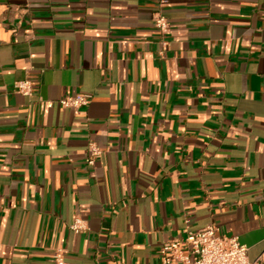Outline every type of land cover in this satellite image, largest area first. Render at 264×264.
Masks as SVG:
<instances>
[{"label":"crops","instance_id":"crops-1","mask_svg":"<svg viewBox=\"0 0 264 264\" xmlns=\"http://www.w3.org/2000/svg\"><path fill=\"white\" fill-rule=\"evenodd\" d=\"M210 224L264 264V0H0V264H163Z\"/></svg>","mask_w":264,"mask_h":264},{"label":"built area","instance_id":"built-area-1","mask_svg":"<svg viewBox=\"0 0 264 264\" xmlns=\"http://www.w3.org/2000/svg\"><path fill=\"white\" fill-rule=\"evenodd\" d=\"M154 23L160 32L169 29L168 18L157 12ZM17 92L33 95L32 78L28 75L15 82ZM92 95L79 93L64 97L59 104L65 108H78L91 102ZM102 153L96 142H90L87 162L95 164L96 158ZM70 229L75 233H83L89 229L88 221L82 216H77L70 224ZM214 224L208 225L204 230H188L185 238L172 240L161 249L163 264H260V260L249 259V247L241 243L237 236H227L217 233ZM53 264H66V255L62 248L54 250Z\"/></svg>","mask_w":264,"mask_h":264}]
</instances>
